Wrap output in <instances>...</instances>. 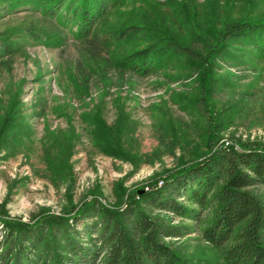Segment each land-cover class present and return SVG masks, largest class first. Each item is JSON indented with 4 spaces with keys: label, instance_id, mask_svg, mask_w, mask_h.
I'll return each mask as SVG.
<instances>
[{
    "label": "rangeland",
    "instance_id": "obj_1",
    "mask_svg": "<svg viewBox=\"0 0 264 264\" xmlns=\"http://www.w3.org/2000/svg\"><path fill=\"white\" fill-rule=\"evenodd\" d=\"M15 1L0 0V38L19 44L16 53L0 56L1 217L29 222L42 211L59 215L93 197L112 205L120 192L125 199L142 186L138 194L150 191L157 176L206 152L212 128L226 147L264 144V58L233 52V43L231 57L216 59L203 116L188 102L201 93L185 59L141 77L104 67L107 56L99 52V73L90 75L73 23L49 19L31 4L12 7ZM118 9L131 21L163 24L198 51L203 46L190 38L188 18H209L217 28L223 20L264 18V0H126ZM28 29L45 31L44 37L36 39ZM85 115L101 120L123 159L100 150ZM250 190L264 194L260 186ZM146 210L188 229L165 241L183 259L218 263L217 252L201 238L212 210L203 211L199 222Z\"/></svg>",
    "mask_w": 264,
    "mask_h": 264
},
{
    "label": "trees",
    "instance_id": "obj_2",
    "mask_svg": "<svg viewBox=\"0 0 264 264\" xmlns=\"http://www.w3.org/2000/svg\"><path fill=\"white\" fill-rule=\"evenodd\" d=\"M125 1L16 0L12 7L31 4L49 19L73 23L84 72L90 75L99 73L95 58L99 52L107 56L104 67L141 77L185 59L187 69L195 70L201 93L200 99L188 102L203 116L215 82L216 59L231 57L233 43V52L264 58V18L223 20L218 28L209 18L201 23L185 19L190 38L203 46L198 51L180 43L161 23L125 19L118 9ZM28 31L36 39L45 33ZM18 49L17 42L0 38V56ZM83 121L88 129L94 128L103 153L124 158L97 116L85 115ZM208 133L206 152L157 176L149 182L150 191L138 194L142 186L125 199L120 192L112 205L93 197L59 215L42 211L29 222L0 216V264H190L165 243L188 235V229L151 216L146 209L195 222L203 211L212 210L201 238L217 252L216 264H264V194L250 190L257 186L264 190V144L240 143L233 149L218 143L213 128Z\"/></svg>",
    "mask_w": 264,
    "mask_h": 264
},
{
    "label": "water",
    "instance_id": "obj_3",
    "mask_svg": "<svg viewBox=\"0 0 264 264\" xmlns=\"http://www.w3.org/2000/svg\"><path fill=\"white\" fill-rule=\"evenodd\" d=\"M139 193H142V191H141V192H139Z\"/></svg>",
    "mask_w": 264,
    "mask_h": 264
}]
</instances>
